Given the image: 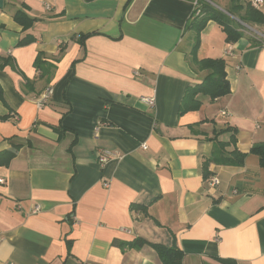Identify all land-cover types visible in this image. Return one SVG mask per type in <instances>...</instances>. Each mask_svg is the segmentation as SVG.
I'll list each match as a JSON object with an SVG mask.
<instances>
[{
  "label": "crops",
  "instance_id": "0c3cea01",
  "mask_svg": "<svg viewBox=\"0 0 264 264\" xmlns=\"http://www.w3.org/2000/svg\"><path fill=\"white\" fill-rule=\"evenodd\" d=\"M193 7L2 0L0 58L16 69L0 68V152L18 148L0 166V264H161L149 245H125L137 237L175 243L182 264H264V167L249 152L264 143V25H253L263 37L228 43L209 20L196 57L224 59L230 92L185 100L206 74L190 61ZM19 9L34 19L25 30L13 18ZM256 9L264 15V0ZM26 35L33 42L17 46ZM39 52L49 74L33 66ZM225 127L236 133L224 150L245 153L244 162L209 161L205 177L218 141H229L230 131L215 133Z\"/></svg>",
  "mask_w": 264,
  "mask_h": 264
},
{
  "label": "trees",
  "instance_id": "16d2710c",
  "mask_svg": "<svg viewBox=\"0 0 264 264\" xmlns=\"http://www.w3.org/2000/svg\"><path fill=\"white\" fill-rule=\"evenodd\" d=\"M190 2H195L193 4V9L187 21L185 22L184 28L186 30H192L193 43L190 50V61L201 70H206V74L200 83H197L191 87H188L184 99H191L197 93H202L207 95L210 99L219 98L229 94L230 85L226 78L225 72V61L222 58H203L198 59L196 57V50L199 46V34L201 30L205 27L209 20L215 21L225 33V41L233 42L239 37L243 36L244 27L239 24L232 16L238 18L242 22L248 25H264V15L256 8L252 7L248 0H228L226 7L221 10L211 3L212 0H188ZM231 15V16H230ZM13 18L16 22L22 25L25 30L30 27L34 19L28 17L24 11L16 10L13 14ZM88 35H83L80 37L79 41L82 43L83 40ZM34 38L30 35H26L17 42V46H23L33 42ZM250 43L254 44L253 38H250ZM62 51V47L60 48ZM4 65H10L11 68H15V64L10 57L0 58V68ZM33 66L39 70L41 75L49 74L52 65L48 64L44 59L42 53H38L33 61ZM21 73V72H20ZM25 84L27 85L28 80L23 76ZM2 96V91L0 89V97ZM189 109H196L199 107V102L195 101L193 104H186ZM186 108L182 109L184 111ZM180 111V112H181ZM222 131H230L231 135L228 142L218 141L217 150L214 152L205 163L203 176H207L206 166L209 161L215 163L224 164H237L241 165L245 159V153L239 152L236 148L231 151L224 150V147L230 142H235L236 130L231 127H225L224 129L216 130L215 133L218 134ZM14 150L18 148V145L13 146ZM7 149L0 152V166H7L9 161L15 155L14 150ZM250 153L255 154L258 157L260 166L264 167V143H257L252 145L250 148ZM264 193V191H263ZM131 206H137L136 204H131ZM145 207V206H144ZM125 244V243H123ZM123 244L119 243V245ZM149 245L152 247L160 261L161 264H182L183 252L180 248L176 246L175 243L171 245H165L158 242H149L143 238H135L129 242H126L127 247L139 248L143 245ZM222 264H236L233 259L230 258H220L219 260Z\"/></svg>",
  "mask_w": 264,
  "mask_h": 264
},
{
  "label": "built area",
  "instance_id": "2783aa9c",
  "mask_svg": "<svg viewBox=\"0 0 264 264\" xmlns=\"http://www.w3.org/2000/svg\"><path fill=\"white\" fill-rule=\"evenodd\" d=\"M248 1H249L250 5L255 7V8L260 7L262 5V3H263V0H248ZM194 3L195 2H193V4ZM135 75L139 76V73L135 72ZM51 92H52V88L51 87H47L42 94H39V96L36 98V105H37L38 108H41L44 105V103L50 97ZM140 99L143 102L147 103L148 105H153L154 104V99L152 97L142 96V97H140ZM222 113H224V112H222ZM108 158H109V154L106 151L100 152L99 155H98L99 164L102 165L103 163H105L108 160ZM0 182H2V179H0ZM218 183H219L218 177L213 176V177L210 178L209 184L211 186H215ZM38 209H39L38 205L34 206L33 212L37 211ZM1 242H2V238L0 237V245H1Z\"/></svg>",
  "mask_w": 264,
  "mask_h": 264
},
{
  "label": "rangeland",
  "instance_id": "374dc122",
  "mask_svg": "<svg viewBox=\"0 0 264 264\" xmlns=\"http://www.w3.org/2000/svg\"><path fill=\"white\" fill-rule=\"evenodd\" d=\"M227 0H215L216 4L219 5L220 7H225L224 3ZM253 7V6H252ZM231 16V15H230ZM232 18H234L239 24H241L244 27V31L246 33L252 34L254 36H259V37H263L262 35H260V33L258 32V30L253 26V25H248L244 22H242L241 20H239L238 18L232 16Z\"/></svg>",
  "mask_w": 264,
  "mask_h": 264
},
{
  "label": "water",
  "instance_id": "95a60500",
  "mask_svg": "<svg viewBox=\"0 0 264 264\" xmlns=\"http://www.w3.org/2000/svg\"><path fill=\"white\" fill-rule=\"evenodd\" d=\"M1 2H2V0H0V6H1Z\"/></svg>",
  "mask_w": 264,
  "mask_h": 264
}]
</instances>
